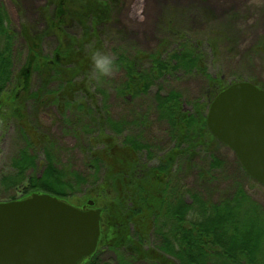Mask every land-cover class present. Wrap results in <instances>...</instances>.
I'll return each mask as SVG.
<instances>
[{
    "label": "trees",
    "instance_id": "obj_1",
    "mask_svg": "<svg viewBox=\"0 0 264 264\" xmlns=\"http://www.w3.org/2000/svg\"><path fill=\"white\" fill-rule=\"evenodd\" d=\"M13 1L20 7L19 0ZM120 6L121 0H47L34 23L16 29L0 1V104L8 102L4 115L16 118L22 141L0 185L23 195L7 201L35 192L80 208L94 201L101 212L98 247L78 264H264L262 204L240 182L217 199L202 189L224 165L216 153L226 144L207 124L211 102L233 82L264 84L243 74L231 79L213 74L209 66L218 61L226 34L215 30L200 37L171 18L164 20L167 26L162 23L165 38L151 51L109 47ZM51 37L55 43L47 54ZM92 49L114 57L121 80L92 77ZM195 74L206 84L189 110L183 92L168 84ZM154 86L153 103L146 109L168 124L173 142L163 154L153 152L141 113L116 121L107 105L110 91L133 102ZM50 103L63 110L64 126L72 134L80 138L87 133V176L60 163L54 138L31 122V112ZM142 152L158 163L143 161ZM185 169H197L202 191L187 186ZM104 248L116 253L117 263L98 257Z\"/></svg>",
    "mask_w": 264,
    "mask_h": 264
},
{
    "label": "rangeland",
    "instance_id": "obj_2",
    "mask_svg": "<svg viewBox=\"0 0 264 264\" xmlns=\"http://www.w3.org/2000/svg\"><path fill=\"white\" fill-rule=\"evenodd\" d=\"M0 1L8 8L15 28L20 29L22 23L32 24L37 20L38 10L47 0H19L20 7L16 6L13 0ZM168 18L175 20L179 27L199 34L200 37L215 30L226 34L223 35L222 52L218 61L209 66L213 74L222 72L227 79L236 74H243L247 77L253 76L259 83L264 84V0H121L120 9L115 12L112 21L114 38L107 45L123 46L127 50L137 46L151 51L165 38L162 23ZM167 22H164L165 26ZM47 42L49 46L46 53L49 54L55 39L48 38ZM122 77L123 74L119 71H114L108 76L114 81H119ZM205 84L206 80L195 74L184 76L181 80L173 79L168 85L182 91L185 96V108L193 110L192 103L202 97ZM168 85L165 84L166 90ZM156 89V86L152 87L149 95L133 102H126L114 91H110L107 105L116 121L133 114L134 111L141 113L147 121L144 129L148 141L153 146V152L163 154L173 144L169 126L160 120L153 110L146 109L147 105L153 103ZM49 105L39 109L40 111L31 112V122L54 138L60 163L64 162L72 170L87 176L90 174L87 133L80 138L72 134V129L64 126L63 110L55 103ZM18 124L14 117L7 120L0 116V178L9 170V159L22 144ZM91 130L94 131V128ZM142 153L143 161L150 165L158 163L157 159H151L145 152ZM216 154L224 165L217 170L214 179L203 182L204 195L217 199L233 184L240 182L264 207V185L242 170L236 152L228 145L221 144ZM43 158L44 156H41V159ZM197 161L204 163L200 159ZM59 164L58 166H61ZM43 169L44 166L38 171L39 174ZM184 173L187 186L201 190L197 169H185ZM78 194H81V191H78ZM22 195L23 192L15 187L6 189L0 185V201ZM98 257L102 261L117 263V255L111 249L98 251Z\"/></svg>",
    "mask_w": 264,
    "mask_h": 264
},
{
    "label": "water",
    "instance_id": "obj_3",
    "mask_svg": "<svg viewBox=\"0 0 264 264\" xmlns=\"http://www.w3.org/2000/svg\"><path fill=\"white\" fill-rule=\"evenodd\" d=\"M207 124L264 185V88L248 80L231 83L211 102ZM100 221L99 209L50 193L0 201V264H78L96 251Z\"/></svg>",
    "mask_w": 264,
    "mask_h": 264
},
{
    "label": "clouds",
    "instance_id": "obj_4",
    "mask_svg": "<svg viewBox=\"0 0 264 264\" xmlns=\"http://www.w3.org/2000/svg\"><path fill=\"white\" fill-rule=\"evenodd\" d=\"M92 65V77L100 80L111 76L117 70L114 57L107 51L101 49H92L90 52Z\"/></svg>",
    "mask_w": 264,
    "mask_h": 264
},
{
    "label": "flooded vegetation",
    "instance_id": "obj_5",
    "mask_svg": "<svg viewBox=\"0 0 264 264\" xmlns=\"http://www.w3.org/2000/svg\"><path fill=\"white\" fill-rule=\"evenodd\" d=\"M7 104H8V102H3V104H0V116L2 117V118H6L7 120L9 119V118H12L11 116H5L4 114L6 113V109L8 108V106H7ZM36 193V192H35ZM38 193V192H37ZM33 194V193H32ZM22 199V198H21ZM84 206H86V207H93V205L92 206H90L89 204H86V205H83L82 207H84Z\"/></svg>",
    "mask_w": 264,
    "mask_h": 264
}]
</instances>
